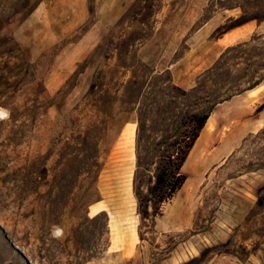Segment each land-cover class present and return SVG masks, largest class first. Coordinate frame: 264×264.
Returning <instances> with one entry per match:
<instances>
[{"label":"rangeland","instance_id":"obj_1","mask_svg":"<svg viewBox=\"0 0 264 264\" xmlns=\"http://www.w3.org/2000/svg\"><path fill=\"white\" fill-rule=\"evenodd\" d=\"M258 99L264 0H0V264H264ZM215 100L225 120L142 223L183 117Z\"/></svg>","mask_w":264,"mask_h":264},{"label":"trees","instance_id":"obj_2","mask_svg":"<svg viewBox=\"0 0 264 264\" xmlns=\"http://www.w3.org/2000/svg\"><path fill=\"white\" fill-rule=\"evenodd\" d=\"M27 6V5H25ZM257 17H252L227 28L225 32L232 28L247 23ZM224 32V33H225ZM228 97L225 98V100ZM222 101L215 100L207 107L187 113L183 118L185 129L180 131L179 139L173 144L174 152L168 151L159 167L153 185L149 187V198L138 194V213L142 223L154 219L162 214L161 205L172 200L178 191L183 187L187 180V175L182 171L183 165L187 160L192 148L194 147L200 133L211 116L215 106ZM264 110V102L259 105L256 112ZM150 203L152 210L150 211ZM155 225V224H154ZM142 239V237H141Z\"/></svg>","mask_w":264,"mask_h":264},{"label":"crops","instance_id":"obj_3","mask_svg":"<svg viewBox=\"0 0 264 264\" xmlns=\"http://www.w3.org/2000/svg\"><path fill=\"white\" fill-rule=\"evenodd\" d=\"M261 28H262L261 24L254 23L253 21H249L247 23H244V24H242L240 26L232 28L229 31L223 33L220 37L217 38L216 41H214L212 43L210 48L214 52H217L221 48H227V47H229V46H231L233 44L246 41L255 32H257ZM257 103H259L261 105L262 101H260V99H258L256 101H253V105L257 106ZM224 110H225V107H224L223 103H219V104H217L215 106L214 111L212 112V114L217 113V115H216V117L214 119V124H213V125H216V127L219 126L220 123H223V121L225 120V112H224ZM257 114H258L257 120H263L264 121V110H262L261 112H258ZM207 126H208V124L206 123V125L202 129V133L204 132V130H205V128ZM250 131H252V130H250ZM207 133H208V131H207ZM200 137H201V135L199 136L198 140L200 139ZM198 140L196 141V143H195L194 147L192 148V150L197 145ZM220 151L222 153H225V152H227V148L224 147ZM155 226H156L157 229H159L161 231H165L164 229L160 228V222H159L158 218L155 220Z\"/></svg>","mask_w":264,"mask_h":264},{"label":"bare ground","instance_id":"obj_4","mask_svg":"<svg viewBox=\"0 0 264 264\" xmlns=\"http://www.w3.org/2000/svg\"><path fill=\"white\" fill-rule=\"evenodd\" d=\"M255 92H256V91H255V90H253V91H251L250 93H251V94H255Z\"/></svg>","mask_w":264,"mask_h":264}]
</instances>
